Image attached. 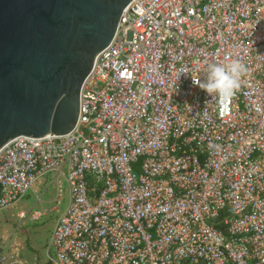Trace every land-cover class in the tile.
<instances>
[{"label":"built area","instance_id":"built-area-1","mask_svg":"<svg viewBox=\"0 0 264 264\" xmlns=\"http://www.w3.org/2000/svg\"><path fill=\"white\" fill-rule=\"evenodd\" d=\"M234 60L231 100L194 84ZM48 174L69 202L47 264H264V0H131L74 128L0 149V211Z\"/></svg>","mask_w":264,"mask_h":264},{"label":"water","instance_id":"water-1","mask_svg":"<svg viewBox=\"0 0 264 264\" xmlns=\"http://www.w3.org/2000/svg\"><path fill=\"white\" fill-rule=\"evenodd\" d=\"M131 0H0V149L70 132L94 58Z\"/></svg>","mask_w":264,"mask_h":264},{"label":"rangeland","instance_id":"rangeland-1","mask_svg":"<svg viewBox=\"0 0 264 264\" xmlns=\"http://www.w3.org/2000/svg\"><path fill=\"white\" fill-rule=\"evenodd\" d=\"M51 178V175H46L27 192L24 199L0 211V249L18 255L27 264H47L53 227L69 202L66 183L62 181L63 195L58 199L54 184L49 183ZM57 200H60V204L56 203ZM42 210L46 214L32 218V212L41 214ZM19 212L30 214L22 217Z\"/></svg>","mask_w":264,"mask_h":264},{"label":"clouds","instance_id":"clouds-1","mask_svg":"<svg viewBox=\"0 0 264 264\" xmlns=\"http://www.w3.org/2000/svg\"><path fill=\"white\" fill-rule=\"evenodd\" d=\"M247 72V66L238 60L228 64H211L206 79L193 82L208 95L216 94L222 101L227 102L239 92L241 81ZM210 147L217 151L221 148L215 144Z\"/></svg>","mask_w":264,"mask_h":264},{"label":"crops","instance_id":"crops-1","mask_svg":"<svg viewBox=\"0 0 264 264\" xmlns=\"http://www.w3.org/2000/svg\"><path fill=\"white\" fill-rule=\"evenodd\" d=\"M42 180H43V179H42ZM40 181H41V180L37 181L36 183H40ZM36 183H35V184H36ZM33 187H34V186H33ZM56 203H57V202H56ZM42 211H43V210H42ZM50 211H51V210H50ZM19 213H20V214L23 213V214H25V215H26V214H30V212H28V213L19 212ZM32 213H33V212H32ZM32 213H31V214H32ZM44 214H46V211H43V215H44ZM43 215H42V216H43ZM58 218H59V217H58ZM57 220H58V219H57ZM57 220H56V222H57ZM55 224H56V223H55ZM54 226H55V225H54ZM53 228H54V227H53ZM52 231H53V230H52ZM51 235H52V233H51ZM50 239H51V236H50Z\"/></svg>","mask_w":264,"mask_h":264}]
</instances>
